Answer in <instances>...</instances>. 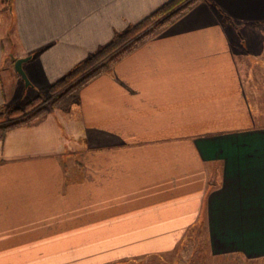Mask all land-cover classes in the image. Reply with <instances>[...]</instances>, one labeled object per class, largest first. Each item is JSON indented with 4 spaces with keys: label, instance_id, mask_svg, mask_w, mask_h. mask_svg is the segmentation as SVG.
I'll list each match as a JSON object with an SVG mask.
<instances>
[{
    "label": "crops",
    "instance_id": "1",
    "mask_svg": "<svg viewBox=\"0 0 264 264\" xmlns=\"http://www.w3.org/2000/svg\"><path fill=\"white\" fill-rule=\"evenodd\" d=\"M3 1L0 106L17 58L51 84L168 0ZM71 104L0 136V264L141 261L196 228L264 260V0H201Z\"/></svg>",
    "mask_w": 264,
    "mask_h": 264
},
{
    "label": "trees",
    "instance_id": "2",
    "mask_svg": "<svg viewBox=\"0 0 264 264\" xmlns=\"http://www.w3.org/2000/svg\"><path fill=\"white\" fill-rule=\"evenodd\" d=\"M201 0H168L139 22L130 24L113 38L79 61L65 75L51 83L48 107L69 105L78 96L80 88L97 75L110 71L122 57L165 31L188 13ZM7 5L10 0H7ZM8 7V6H7ZM40 97L19 106H0V135L13 127L29 124L48 109L40 105Z\"/></svg>",
    "mask_w": 264,
    "mask_h": 264
},
{
    "label": "rangeland",
    "instance_id": "3",
    "mask_svg": "<svg viewBox=\"0 0 264 264\" xmlns=\"http://www.w3.org/2000/svg\"><path fill=\"white\" fill-rule=\"evenodd\" d=\"M7 0H4V7H7L8 3ZM250 53V52H249ZM251 55V53H250ZM23 68L31 79V73L28 71L30 70V66L27 64L23 65ZM26 68V69H25ZM18 75V74H17ZM19 78L13 81H9L8 77L3 74V80L5 84V90L8 95V103L5 105L8 106H19L22 107L26 102L33 100L36 97H40V105L45 107L49 106V100L51 97L50 94V86L51 84L45 83V81H41L37 84V88L34 87V83L26 86L25 81L19 75ZM10 82H12L10 84ZM10 104V105H9ZM73 105L70 103L69 105H62L56 107H48L46 112L54 111L57 115H66L71 109ZM45 112V113H46ZM44 113V114H45ZM61 117V116H60ZM3 136V135H0ZM70 143V142H69ZM196 234H189L188 237L184 239L183 244L180 246L181 248L177 250V254H167L162 255L160 257H153L148 259H143L141 261H129L128 263L123 264H264V260L260 261H244L242 263L241 260H237L234 257L230 258H213L208 254L206 249V241L205 235L202 234V231L198 230L197 228L194 230ZM194 232V233H195Z\"/></svg>",
    "mask_w": 264,
    "mask_h": 264
},
{
    "label": "water",
    "instance_id": "4",
    "mask_svg": "<svg viewBox=\"0 0 264 264\" xmlns=\"http://www.w3.org/2000/svg\"><path fill=\"white\" fill-rule=\"evenodd\" d=\"M30 58H31V55H27V56L19 57L14 61V69L25 81L26 86L32 84V82L30 81L29 77L27 76L23 68V63H25Z\"/></svg>",
    "mask_w": 264,
    "mask_h": 264
}]
</instances>
